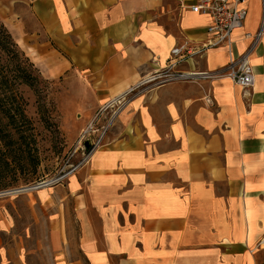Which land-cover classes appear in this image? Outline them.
<instances>
[{"label": "crops", "instance_id": "1", "mask_svg": "<svg viewBox=\"0 0 264 264\" xmlns=\"http://www.w3.org/2000/svg\"><path fill=\"white\" fill-rule=\"evenodd\" d=\"M7 1L11 7L0 0V18L11 32L19 1L63 49H78L74 34H96L91 49L107 48L101 64L123 90L172 61L180 62L177 71L220 68L246 51L248 33L262 29L251 56L253 88L228 79L175 81L133 97L136 122L108 136L91 159L89 206L81 210L92 209L99 225L83 223L79 241L90 264H264V0L247 1L231 49L198 53L211 19L190 10L195 0ZM175 10L179 34H164L155 18Z\"/></svg>", "mask_w": 264, "mask_h": 264}, {"label": "rangeland", "instance_id": "2", "mask_svg": "<svg viewBox=\"0 0 264 264\" xmlns=\"http://www.w3.org/2000/svg\"><path fill=\"white\" fill-rule=\"evenodd\" d=\"M3 4L11 7L7 0ZM10 14L16 31L0 18V264H90L79 238L86 225H99L92 209L81 210L89 206L84 181L91 159L108 136L136 122L137 112L128 108L133 97L160 86L129 89L164 67L125 90L113 88L106 62L101 64L107 48L91 49L96 34H74L78 49L66 50L51 40L28 5L15 2ZM178 20L176 10L155 18L164 34L175 35ZM129 37L140 40L137 34ZM76 52L86 55V63L74 60ZM42 183L49 185L26 189Z\"/></svg>", "mask_w": 264, "mask_h": 264}, {"label": "built area", "instance_id": "3", "mask_svg": "<svg viewBox=\"0 0 264 264\" xmlns=\"http://www.w3.org/2000/svg\"><path fill=\"white\" fill-rule=\"evenodd\" d=\"M248 0H195L190 5L194 13L206 15L211 21L207 27L209 38L207 41L195 47V52L206 51L210 48L231 49L234 33L243 27L248 13ZM262 29L255 34H247L251 43L246 51L237 58L231 59L228 64L209 71H177L179 61H174L162 71L154 73L129 89V92L136 90L141 85L154 83L152 87L161 86L172 81H188L194 78L200 79H228L244 90L254 87L255 72L251 63V56L260 41ZM184 42L173 48L172 53L179 55L188 46Z\"/></svg>", "mask_w": 264, "mask_h": 264}, {"label": "water", "instance_id": "4", "mask_svg": "<svg viewBox=\"0 0 264 264\" xmlns=\"http://www.w3.org/2000/svg\"><path fill=\"white\" fill-rule=\"evenodd\" d=\"M47 185H49V183H42V184H39L37 186L29 187V188H26V189H33V188L36 189V188L43 187V186H47Z\"/></svg>", "mask_w": 264, "mask_h": 264}, {"label": "bare ground", "instance_id": "5", "mask_svg": "<svg viewBox=\"0 0 264 264\" xmlns=\"http://www.w3.org/2000/svg\"><path fill=\"white\" fill-rule=\"evenodd\" d=\"M112 102H114V101H112Z\"/></svg>", "mask_w": 264, "mask_h": 264}, {"label": "trees", "instance_id": "6", "mask_svg": "<svg viewBox=\"0 0 264 264\" xmlns=\"http://www.w3.org/2000/svg\"><path fill=\"white\" fill-rule=\"evenodd\" d=\"M5 28V27H4Z\"/></svg>", "mask_w": 264, "mask_h": 264}]
</instances>
